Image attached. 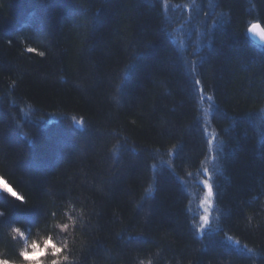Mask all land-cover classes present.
Here are the masks:
<instances>
[{
    "label": "trees",
    "instance_id": "16d2710c",
    "mask_svg": "<svg viewBox=\"0 0 264 264\" xmlns=\"http://www.w3.org/2000/svg\"><path fill=\"white\" fill-rule=\"evenodd\" d=\"M254 22L264 0H0V264H264Z\"/></svg>",
    "mask_w": 264,
    "mask_h": 264
},
{
    "label": "water",
    "instance_id": "95a60500",
    "mask_svg": "<svg viewBox=\"0 0 264 264\" xmlns=\"http://www.w3.org/2000/svg\"><path fill=\"white\" fill-rule=\"evenodd\" d=\"M250 36L253 40H255L258 44H264V26L260 22H254L249 27Z\"/></svg>",
    "mask_w": 264,
    "mask_h": 264
},
{
    "label": "rangeland",
    "instance_id": "374dc122",
    "mask_svg": "<svg viewBox=\"0 0 264 264\" xmlns=\"http://www.w3.org/2000/svg\"><path fill=\"white\" fill-rule=\"evenodd\" d=\"M4 189L7 190L9 192H11L12 194L16 193L15 190L10 186V184H8L5 179H3V177L0 176V191ZM29 258H33L34 257V253L33 254H29L28 255Z\"/></svg>",
    "mask_w": 264,
    "mask_h": 264
}]
</instances>
